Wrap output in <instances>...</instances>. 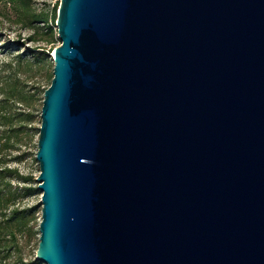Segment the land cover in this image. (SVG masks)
<instances>
[{
    "label": "water",
    "instance_id": "1",
    "mask_svg": "<svg viewBox=\"0 0 264 264\" xmlns=\"http://www.w3.org/2000/svg\"><path fill=\"white\" fill-rule=\"evenodd\" d=\"M35 259L264 264V0H60Z\"/></svg>",
    "mask_w": 264,
    "mask_h": 264
},
{
    "label": "trees",
    "instance_id": "2",
    "mask_svg": "<svg viewBox=\"0 0 264 264\" xmlns=\"http://www.w3.org/2000/svg\"><path fill=\"white\" fill-rule=\"evenodd\" d=\"M0 3L10 4L16 23L31 30L32 40L44 43L40 45L43 53L40 61L51 57L50 53L55 47L52 45L57 40L55 22L58 3L44 5L39 9L31 6L29 0H0ZM35 35L40 37L36 38ZM52 76L50 72L46 74L50 81L45 89L50 85ZM18 85L13 82L8 88L1 87L3 100L0 102V125L3 129L0 131V264H38L35 252L32 254L30 249L32 245H38L35 241L40 222L36 215L37 206L24 200L37 187L32 184L33 177L30 173L25 174L18 167L8 164L6 152L21 139L25 146L23 154L30 156L35 144L36 98L33 91L25 92ZM11 99L20 102L27 108L26 111L14 114L5 111L3 105Z\"/></svg>",
    "mask_w": 264,
    "mask_h": 264
},
{
    "label": "rangeland",
    "instance_id": "3",
    "mask_svg": "<svg viewBox=\"0 0 264 264\" xmlns=\"http://www.w3.org/2000/svg\"><path fill=\"white\" fill-rule=\"evenodd\" d=\"M30 5L39 9L46 5L51 6L54 2L60 3V0H29ZM56 25V24H55ZM31 30L21 26L15 21V15L11 9L10 4L0 3V102L3 100L1 87L8 88L10 83L17 82L19 89L23 91H33L36 98V121L34 125L37 127L36 135L34 138V147L32 148V155L28 156L24 153L25 146L23 140H19L13 147L7 149L8 164L16 166L25 174H31L33 183L37 187L36 177L39 174V164L35 157L37 151V140L39 133V126L41 123L40 112L41 103L43 100V89L48 85L49 79L46 74L52 73L53 60L51 57H43L40 51V45H44L40 40H32ZM36 38L40 37L35 35ZM57 40L54 45L59 44V38L56 31ZM50 46V45H49ZM48 46V47H49ZM41 65V68H40ZM5 111L14 114L18 111H26V107L20 102L11 99L7 104L3 105ZM3 126L0 125V131ZM18 157V158H13ZM41 191L37 188L33 194L24 198L25 202L30 205L37 206V217L41 219ZM39 225L38 233L35 236L36 243L39 242ZM36 244L30 248L33 252L36 251ZM38 264H47L43 261L37 260Z\"/></svg>",
    "mask_w": 264,
    "mask_h": 264
}]
</instances>
